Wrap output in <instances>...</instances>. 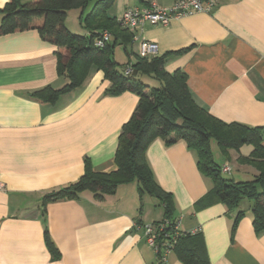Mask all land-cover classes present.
I'll return each instance as SVG.
<instances>
[{"label": "crops", "instance_id": "0c3cea01", "mask_svg": "<svg viewBox=\"0 0 264 264\" xmlns=\"http://www.w3.org/2000/svg\"><path fill=\"white\" fill-rule=\"evenodd\" d=\"M153 1L168 8L177 0ZM8 2L0 0V11ZM145 4L113 0L107 16L117 19ZM92 5L67 12L70 33L88 35L80 19ZM134 38L114 46L119 69L138 58L141 39L155 43L164 70L186 75L198 107L222 123L260 129L264 148V0H221L208 14L145 25ZM56 52L36 30L0 35V264H160L134 225L158 222L164 210L145 194L139 197L137 187L120 186L102 200L86 191L75 200L41 205L44 195L79 179L85 159L95 172L115 170L121 127L139 100L130 92L106 94L109 81L92 67L80 87L52 103L39 101L34 92L68 83L57 73ZM251 152L249 145L229 150L221 166L233 163L254 178L257 171L238 161ZM145 157L155 182L172 197L180 231L200 233L207 264H264V232L253 229L252 205L228 208L211 198L212 182L184 142L166 146L155 138ZM45 230L55 255L46 247ZM165 264L183 263L172 253Z\"/></svg>", "mask_w": 264, "mask_h": 264}, {"label": "trees", "instance_id": "16d2710c", "mask_svg": "<svg viewBox=\"0 0 264 264\" xmlns=\"http://www.w3.org/2000/svg\"><path fill=\"white\" fill-rule=\"evenodd\" d=\"M91 2L90 11L80 19V25L88 35L71 34L64 26L67 12L72 9L83 11ZM112 2L28 0L20 3L19 0H9L0 11V35L36 30L43 41L57 48V73L65 76L68 83L59 90L46 87L34 92L32 96L39 101L52 103L58 96L80 87L92 67L101 71L104 79L109 81L106 94L115 96L130 92L139 99L132 116L121 127L114 154L115 170L95 172L85 159L83 174L77 181L42 197L43 209L51 202L78 199L86 191L92 193L94 199L102 200L113 195L118 187L135 182L139 197L145 194L157 200L164 210L163 219L173 221L172 197L155 182L145 157L148 144L159 138L166 146L184 142L194 152L199 172L212 182L211 198L228 208H237L243 199L252 200L253 229L256 233L264 232V148L260 129L214 119L193 102L182 71L167 73L164 70L163 57H138L134 63L128 61V65L119 69L113 60L114 46L118 41L126 46L131 42V34L121 28L116 18L107 16ZM102 31L109 33L112 43L98 49L93 46V41ZM127 68L131 71L129 74H125ZM143 77L156 80L158 85L149 87L141 81ZM210 140L217 144L223 156L229 150L238 151L244 145L251 146L249 157H239L238 161L257 171L253 180L236 182L223 178L221 167L211 159ZM241 216L242 212H238L236 220ZM135 224L141 225L139 222ZM199 235V232H183L177 239L172 253L183 264H207ZM44 241L48 251L55 255L46 230Z\"/></svg>", "mask_w": 264, "mask_h": 264}, {"label": "built area", "instance_id": "2783aa9c", "mask_svg": "<svg viewBox=\"0 0 264 264\" xmlns=\"http://www.w3.org/2000/svg\"><path fill=\"white\" fill-rule=\"evenodd\" d=\"M221 0H177L170 7H159L153 0H146V4L141 8H127L116 19L121 28L133 35V38L142 32L145 25L167 26L172 20L181 19L196 13H210ZM134 38V39H136ZM110 40V35L106 31L100 32L93 41V46L103 49ZM157 45L145 39H141L137 46V55L140 58L150 59L157 55ZM129 68L125 74H129ZM222 174H229L231 168L225 164L221 166ZM0 189L2 184L0 183ZM180 220L173 221L163 219L155 223L145 225H134V228L142 231L146 245L154 253L158 263L165 264L167 258L172 254L177 239L183 232L179 229ZM196 232V231H195ZM193 232V233H195ZM191 233V234H193Z\"/></svg>", "mask_w": 264, "mask_h": 264}, {"label": "rangeland", "instance_id": "374dc122", "mask_svg": "<svg viewBox=\"0 0 264 264\" xmlns=\"http://www.w3.org/2000/svg\"><path fill=\"white\" fill-rule=\"evenodd\" d=\"M71 32H73V31H71ZM71 34L78 35L77 33H71ZM144 80H146V82L148 84H152V86L158 85L156 80H152L151 78L149 79V78L145 77L143 79V82H145ZM202 118L205 120L204 117H202ZM208 146H209V150L211 153V159H212L213 163L216 166L220 167L222 162H223L224 157H222L223 155L221 154L220 150L218 149L217 144L213 140H210ZM244 165H246V164H244ZM230 167H231V172L229 174H223V178L230 179V180L236 181V182L253 180V177L251 175L242 172V170H240V168L237 165L230 163ZM128 187H133L136 190L137 185L135 182H133ZM145 199H150V201L157 202L155 199L151 198L148 195H145ZM145 203H147V200H145ZM240 205L242 208L247 209L252 205V200L243 199L241 201Z\"/></svg>", "mask_w": 264, "mask_h": 264}]
</instances>
